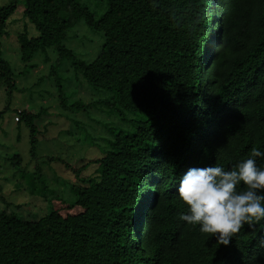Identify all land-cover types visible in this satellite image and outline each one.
I'll return each instance as SVG.
<instances>
[{
	"label": "trees",
	"instance_id": "1",
	"mask_svg": "<svg viewBox=\"0 0 264 264\" xmlns=\"http://www.w3.org/2000/svg\"><path fill=\"white\" fill-rule=\"evenodd\" d=\"M19 6L23 26L14 38L25 70L37 67L38 54L48 63L50 51L47 78L62 110L72 77L96 94L68 104L103 117L88 115L99 134L72 120L98 151L74 171L73 199H48L41 174L18 170L28 193L54 206L36 221L0 210V264H264V221L244 225L224 246L180 220L186 206L176 194L190 167L228 170L252 148L264 152V0H107L101 13L78 0H9L0 6V121L26 91L2 52ZM79 24L102 36L90 61L65 44ZM38 107L13 109L18 132L36 134L33 122L47 111ZM30 144L32 152L34 138ZM256 163L264 167V157ZM92 164V175L81 177Z\"/></svg>",
	"mask_w": 264,
	"mask_h": 264
},
{
	"label": "rangeland",
	"instance_id": "2",
	"mask_svg": "<svg viewBox=\"0 0 264 264\" xmlns=\"http://www.w3.org/2000/svg\"><path fill=\"white\" fill-rule=\"evenodd\" d=\"M8 1L0 0V6L6 5ZM78 1L88 7L89 10L96 11L99 9L98 13H101L102 10L100 9L107 0ZM22 9L23 7L19 6L8 21L7 29L10 37L6 47L3 40L4 47H2L4 60H7L10 69L15 74L16 85L26 89V91L13 96L14 99L10 103L9 111L5 113L0 121V210L15 214L20 219L36 221L47 213L50 205L54 206V204H50L41 197L31 196L27 191L29 184L20 177L19 172L41 174L46 180L47 187L52 190V192L46 193L48 199L57 196L73 199L69 194V186L70 182H77L74 171L83 164L95 159L96 153H98L97 149L93 148L94 153H92L85 146L86 142L83 135L85 132L82 133L79 127L84 125L89 126L90 129L92 127L94 130L97 126L89 119L88 115H92V118H102L103 116L96 114L92 109H88V113L76 110L68 104L74 102L77 98L88 104L91 97L86 94V91L91 95L96 94L92 90L93 93H90L88 86L83 81H76L72 77L68 85L64 84L63 94V96L69 97V102L65 105L69 110H62L59 105L57 89L47 78L49 68L55 60L50 51L48 57L51 62L45 63L44 57L38 54L31 62L32 64L36 63L37 67L32 71L25 70L19 60L18 45L14 38L15 33L23 26ZM36 35L34 32L33 36ZM65 44L77 56L85 61H90L94 59L99 46L102 44V36L100 33L90 31L83 24H79L69 30ZM69 71L71 72V70ZM70 72L65 71L61 74L64 82L68 80L67 77ZM39 78H42L45 82H42L43 84L40 86H36L40 83ZM4 98L3 90H1L0 110L5 105ZM32 98L34 100H31ZM41 104L46 107L47 111L33 122L36 134L31 136L29 130L23 127L18 132L14 123L13 109L16 106L21 109V106H23L28 111L34 110L36 112ZM72 120L77 121L80 125ZM99 133L101 131L97 128L95 134ZM85 134L87 135V133ZM33 138L35 139V145L31 152L30 140ZM57 159H61L62 162L57 161ZM95 168L94 164L89 165L81 172V177L92 175Z\"/></svg>",
	"mask_w": 264,
	"mask_h": 264
},
{
	"label": "clouds",
	"instance_id": "3",
	"mask_svg": "<svg viewBox=\"0 0 264 264\" xmlns=\"http://www.w3.org/2000/svg\"><path fill=\"white\" fill-rule=\"evenodd\" d=\"M225 12L217 15L219 21ZM215 53L213 49L206 54L209 67ZM262 157L264 152L252 148L247 159L228 170L216 164L188 168L176 188L180 203L186 206L180 220L198 226L201 233L210 234L224 246L244 225L253 227L264 221V167L256 163ZM238 185L244 190L237 191Z\"/></svg>",
	"mask_w": 264,
	"mask_h": 264
},
{
	"label": "built area",
	"instance_id": "4",
	"mask_svg": "<svg viewBox=\"0 0 264 264\" xmlns=\"http://www.w3.org/2000/svg\"><path fill=\"white\" fill-rule=\"evenodd\" d=\"M16 120H17V118L15 117V118H14V121H16Z\"/></svg>",
	"mask_w": 264,
	"mask_h": 264
}]
</instances>
